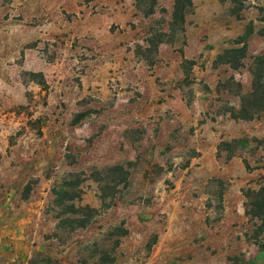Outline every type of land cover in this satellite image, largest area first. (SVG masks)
Here are the masks:
<instances>
[{
  "label": "rangeland",
  "instance_id": "rangeland-1",
  "mask_svg": "<svg viewBox=\"0 0 264 264\" xmlns=\"http://www.w3.org/2000/svg\"><path fill=\"white\" fill-rule=\"evenodd\" d=\"M190 3L0 0V264H264V0Z\"/></svg>",
  "mask_w": 264,
  "mask_h": 264
},
{
  "label": "trees",
  "instance_id": "trees-1",
  "mask_svg": "<svg viewBox=\"0 0 264 264\" xmlns=\"http://www.w3.org/2000/svg\"><path fill=\"white\" fill-rule=\"evenodd\" d=\"M187 6H190V0H183ZM179 0H175V4ZM235 44H240L239 48H230L224 50V56L230 58L227 60V64L236 70L241 67L240 59L244 58L246 42L243 37L238 38ZM251 88L250 91L243 96L241 99V114L236 116L238 119L251 120L253 119L255 113L252 111L264 113V52L253 58L252 68H251ZM264 115V114H263ZM264 142V136H263ZM264 182V176L262 177ZM244 213L250 218L257 219L260 221L259 230L264 227V183L260 185L256 190H246L244 193ZM70 210H73L70 207ZM85 222L81 221L79 227H84Z\"/></svg>",
  "mask_w": 264,
  "mask_h": 264
}]
</instances>
